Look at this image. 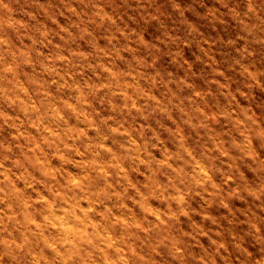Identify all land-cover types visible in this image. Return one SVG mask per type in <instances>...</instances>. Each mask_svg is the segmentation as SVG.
I'll return each mask as SVG.
<instances>
[{"label":"clouds","instance_id":"obj_1","mask_svg":"<svg viewBox=\"0 0 264 264\" xmlns=\"http://www.w3.org/2000/svg\"><path fill=\"white\" fill-rule=\"evenodd\" d=\"M0 264H264V0H0Z\"/></svg>","mask_w":264,"mask_h":264}]
</instances>
